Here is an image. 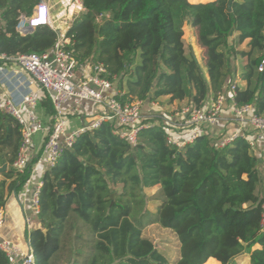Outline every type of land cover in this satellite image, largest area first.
<instances>
[{
  "label": "trees",
  "instance_id": "obj_1",
  "mask_svg": "<svg viewBox=\"0 0 264 264\" xmlns=\"http://www.w3.org/2000/svg\"><path fill=\"white\" fill-rule=\"evenodd\" d=\"M41 1L0 0V54L43 53L56 45L59 34L49 26L25 36L17 31L20 18H30ZM80 1L83 12L65 32L66 50L83 64L102 65L120 101L168 97L177 111L205 108L235 81L240 58L245 87L237 89V106L253 105L264 115V71L257 70L264 59V0H234L231 10L229 0ZM185 24L197 32L206 75L186 52ZM39 111L47 121L55 114L48 98ZM213 126L185 148L168 141L169 124L143 129L136 147L111 124L79 137L42 177L39 227L28 238L36 264H205L211 258L240 264L244 255L250 264H264V157L249 135L218 148L227 134L215 138ZM21 139L17 121L0 115V166L2 159L17 160ZM40 154L22 172L3 174L0 209L25 188ZM145 190L157 193L147 198ZM148 199L159 202L154 213ZM148 225L176 235V262L144 237ZM0 264H10L1 251Z\"/></svg>",
  "mask_w": 264,
  "mask_h": 264
},
{
  "label": "built area",
  "instance_id": "obj_2",
  "mask_svg": "<svg viewBox=\"0 0 264 264\" xmlns=\"http://www.w3.org/2000/svg\"><path fill=\"white\" fill-rule=\"evenodd\" d=\"M77 8L83 10L80 0H75ZM28 22L29 26H25ZM39 26L52 24L48 5L41 1L30 18L22 16L17 31L25 36ZM56 31V30H55ZM56 45L43 53L19 54L9 57L0 54V115L14 118L22 128V139L17 160L8 165V170L22 172L32 161L34 139L44 136V149L33 165V171L39 167L49 171L55 166L65 148H71L83 134L99 129L103 124H111L114 133L132 147L138 144V135L143 129L153 127L144 122L142 113L143 101L122 102L116 96L119 92L108 79L104 78L106 69L102 65L83 64L74 57L73 52L66 50L70 40L60 32ZM264 71V59L257 68ZM239 81L226 86L205 108H185L175 113L171 127L179 133L187 135L185 139H177L172 134L168 141L178 147L185 148L192 144L202 133L205 125H217L224 110L232 109L237 122L242 126L249 124L255 135L250 136L252 149H260L258 154L264 157V115H257L253 105L238 107L236 103ZM49 99L55 114L43 121L39 106L43 99ZM90 103L101 108L96 118L75 130L68 128V115L86 114L85 104ZM53 124L50 125L49 122ZM238 137H247L241 131L227 136L218 142V148H224ZM261 143V145L259 144ZM33 174V173H32ZM42 183L38 185L30 198L33 215L39 214V193ZM5 209H0V234L6 226ZM32 224L31 217L26 220ZM261 231L264 235V214L261 220ZM0 251L4 253L10 264H36L29 241L21 245L0 235Z\"/></svg>",
  "mask_w": 264,
  "mask_h": 264
},
{
  "label": "crops",
  "instance_id": "obj_3",
  "mask_svg": "<svg viewBox=\"0 0 264 264\" xmlns=\"http://www.w3.org/2000/svg\"><path fill=\"white\" fill-rule=\"evenodd\" d=\"M48 5V8L50 10V16L51 20L53 18V1L55 0H42ZM192 4H202V3H208V2H213L215 0H188ZM70 6V7H69ZM76 6V5H75ZM69 7V10L67 9ZM63 10L67 11H72L73 13V8L72 5L70 4L69 0L64 1L62 4ZM78 10H81L80 13L83 12L82 9L77 8ZM70 13V12H69ZM60 22V27L55 28L57 32H60L62 36H65V32L70 26L72 21L65 20L62 18ZM53 21V20H52ZM57 27V26H56ZM63 29V30H62ZM184 43H185V48L187 49V39H189V36H191L192 40L195 42V45H197L198 49H200L199 55L194 54V53H187V54H192L193 57L195 56L197 59V62L199 63L200 59L203 61L204 68H205V58H204V50L203 48L199 45L198 40H197V32L195 29L190 27L188 24L184 25ZM195 45H192L191 50L196 52ZM242 61L240 58L236 60V67L237 69V74L236 77L239 79V73L240 72V66H242ZM240 88L245 87V83L242 81V83H239ZM213 97L211 96L205 107H207ZM169 98L164 97L159 99L156 103H150L146 102L143 105V116L146 119H151V118H157L158 120L151 122L153 125L157 124H171V122H174L175 120V112H178V105L176 103L169 104L168 103ZM161 104H164L163 106ZM85 112L86 114L83 115H73L72 113H69L68 115V128L70 130H75L77 128L82 127L84 124L87 122H90L94 118L98 116V114L101 111V108L98 106H94L93 104L86 103L85 104ZM170 132L171 134L177 138V139H185L187 135H184L182 133H179L177 130L174 128L170 127ZM211 134L215 137L218 138L223 134H227V136H231L239 131L245 133L246 135L253 136L255 135V132L253 131V128L245 123L244 125H240L235 116L233 115L232 109L226 108L221 116V120L219 123L212 128L209 129ZM43 141H44V136L43 135H37L34 139V148H33V159L38 157V155L41 153L42 154V148H43ZM264 144V142H261ZM261 143H259L261 145ZM260 150V149H258ZM40 154V155H41ZM1 167V166H0ZM262 175L264 176V166L261 168ZM45 171L42 168L36 169L33 171V174L31 175L30 180L28 181L27 185L25 188L20 191L18 195H12L7 197L6 200V205L4 207L6 216H7V221H6V226L4 230L1 232V237L2 238H9L21 245H26V243L29 241V235L31 231L39 227V221L37 216L33 215V210L31 208L30 204V198L32 196V193L36 190L39 184L42 183V177L44 175ZM5 177L0 175V182L4 181ZM261 192L262 195L264 196V183L261 185ZM32 220V224L28 225L26 220L27 218H30ZM180 256V253H179ZM250 260V259H249ZM209 262H213L212 264H221L217 260L211 258L209 259L205 264H208Z\"/></svg>",
  "mask_w": 264,
  "mask_h": 264
},
{
  "label": "rangeland",
  "instance_id": "obj_4",
  "mask_svg": "<svg viewBox=\"0 0 264 264\" xmlns=\"http://www.w3.org/2000/svg\"><path fill=\"white\" fill-rule=\"evenodd\" d=\"M64 1H66V0H55V1H53V18H52L53 21H52V24L54 25V28H58V27L61 28L62 25H60V22H61V20H63L62 18H64L65 20L73 21L78 15L81 14L80 13L81 10H78L77 6H75V0H69L70 4L72 5V8H73V13H72V11L63 10L62 4L64 3ZM69 7L67 8L68 10H69ZM192 45H195V42L192 40L191 36H189V39H187L186 52L199 55L200 49H198L197 45H195L196 52L192 51L191 50ZM243 48H246V46H243ZM199 66L201 67V69L205 73L204 64H203V61L201 59L199 61ZM239 68L241 69L240 72H242L243 71L242 66H240ZM205 75H206V73H205ZM239 75H240L239 79H237V80L239 81V83H242L241 73H239ZM161 105L163 106L164 104H161ZM39 113H40V111H39ZM40 116L43 119V121L47 120V119L43 118L41 113H40ZM146 121H148V119L145 118L144 122H146ZM39 135H41V134H39ZM144 193L146 194L147 198H151L154 195H156L157 191L156 190H145ZM158 204H159L158 201H155L153 199H148L147 208L151 212L154 213L157 209ZM143 235L145 238L150 239L155 244L156 248H158L160 250V252L167 258V260H169L171 263H174L177 261V259L179 258V253H180L179 252V241H178V238L176 237V235L174 233H172L169 230L163 229L159 225H148L143 230ZM249 259H250V257L248 255H244L240 261V264H250Z\"/></svg>",
  "mask_w": 264,
  "mask_h": 264
},
{
  "label": "water",
  "instance_id": "obj_5",
  "mask_svg": "<svg viewBox=\"0 0 264 264\" xmlns=\"http://www.w3.org/2000/svg\"><path fill=\"white\" fill-rule=\"evenodd\" d=\"M234 0H229V4H228V8L229 10H231L232 8V4H233ZM25 26H29V23L26 22ZM232 37H233V32L230 34L229 38H228V43L231 45L232 44ZM195 61H197L196 57L194 56ZM263 160L260 159V163H262ZM2 165L0 167V175H3L4 173H6L8 171V164L6 163V161L4 159H2ZM113 197V196H112Z\"/></svg>",
  "mask_w": 264,
  "mask_h": 264
}]
</instances>
